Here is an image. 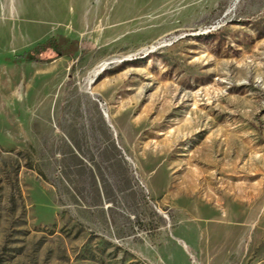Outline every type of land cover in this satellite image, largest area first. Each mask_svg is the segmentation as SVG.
<instances>
[{"label":"rangeland","instance_id":"rangeland-1","mask_svg":"<svg viewBox=\"0 0 264 264\" xmlns=\"http://www.w3.org/2000/svg\"><path fill=\"white\" fill-rule=\"evenodd\" d=\"M0 264H264V0H0Z\"/></svg>","mask_w":264,"mask_h":264},{"label":"trees","instance_id":"trees-1","mask_svg":"<svg viewBox=\"0 0 264 264\" xmlns=\"http://www.w3.org/2000/svg\"><path fill=\"white\" fill-rule=\"evenodd\" d=\"M78 41L64 36H50L42 42L37 43L33 48L25 53L27 60H38L46 51H53L56 55H72L78 50Z\"/></svg>","mask_w":264,"mask_h":264}]
</instances>
